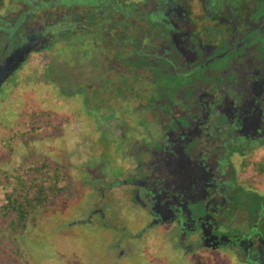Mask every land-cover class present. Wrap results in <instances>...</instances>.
Listing matches in <instances>:
<instances>
[{"label":"flooded vegetation","instance_id":"af4514ba","mask_svg":"<svg viewBox=\"0 0 264 264\" xmlns=\"http://www.w3.org/2000/svg\"><path fill=\"white\" fill-rule=\"evenodd\" d=\"M2 1L0 63L30 51L0 95L26 65L43 139L70 120L111 136L110 175L66 152L76 222L115 231L117 258L133 241L264 264V0Z\"/></svg>","mask_w":264,"mask_h":264},{"label":"rangeland","instance_id":"374dc122","mask_svg":"<svg viewBox=\"0 0 264 264\" xmlns=\"http://www.w3.org/2000/svg\"><path fill=\"white\" fill-rule=\"evenodd\" d=\"M13 77H18L22 83L10 87L11 93L0 95V206L4 204V193L10 189L12 176L43 164L50 175L55 167L63 171L65 167L70 170L74 168L77 160L67 155L66 152L70 150L88 158L85 165L99 164L109 174L115 162L113 154L108 152L111 136H102L93 130L87 132L80 121L70 120V124L59 126L54 137L56 140L43 139L46 132L41 130L37 120L34 121L37 118L36 100L26 95V65ZM7 89V85H4L0 93ZM26 104H32L33 109H28ZM102 145L106 146V151L100 149ZM53 154L57 162L52 158ZM66 176L68 180L77 177L70 172ZM67 179L59 185L67 186V192L58 196L48 208L30 216L26 231L17 237L25 261L20 262L11 251H5L0 246L5 258L3 264H197L199 261L169 252L161 244H155L156 249L151 251L134 249L133 241L123 243L127 251L125 256L117 258L109 254V245L118 238L117 233L98 225L76 222L81 210L85 208L86 192L80 186L72 191L74 184H70ZM133 225V222L126 220L119 224L125 226L127 232L133 229ZM200 260V264H215L217 261L215 257L212 259L206 256L200 257Z\"/></svg>","mask_w":264,"mask_h":264},{"label":"trees","instance_id":"16d2710c","mask_svg":"<svg viewBox=\"0 0 264 264\" xmlns=\"http://www.w3.org/2000/svg\"><path fill=\"white\" fill-rule=\"evenodd\" d=\"M66 179L63 170L55 167L50 175L44 164L11 177L10 189L4 193V204L0 206V246L11 251L20 262L25 261V256L17 237L26 231L30 216L48 208L67 192V186L59 187ZM1 251L0 264H3Z\"/></svg>","mask_w":264,"mask_h":264},{"label":"water","instance_id":"95a60500","mask_svg":"<svg viewBox=\"0 0 264 264\" xmlns=\"http://www.w3.org/2000/svg\"><path fill=\"white\" fill-rule=\"evenodd\" d=\"M28 46L29 45H27L24 49L16 51L6 61L0 63V85L15 69H17L19 64L24 60V55L30 51Z\"/></svg>","mask_w":264,"mask_h":264}]
</instances>
